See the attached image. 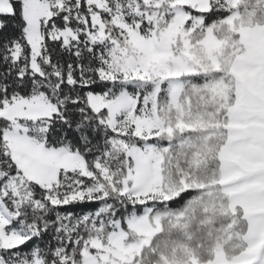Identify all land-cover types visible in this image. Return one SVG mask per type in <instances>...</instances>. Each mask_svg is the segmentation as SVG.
I'll return each mask as SVG.
<instances>
[{"label": "snow or ice", "instance_id": "snow-or-ice-1", "mask_svg": "<svg viewBox=\"0 0 264 264\" xmlns=\"http://www.w3.org/2000/svg\"><path fill=\"white\" fill-rule=\"evenodd\" d=\"M0 264H264V0H0Z\"/></svg>", "mask_w": 264, "mask_h": 264}]
</instances>
